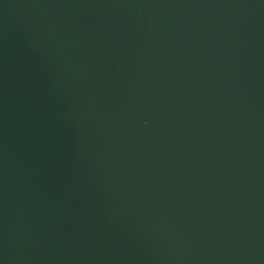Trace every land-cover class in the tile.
<instances>
[{"label":"water","instance_id":"water-1","mask_svg":"<svg viewBox=\"0 0 264 264\" xmlns=\"http://www.w3.org/2000/svg\"><path fill=\"white\" fill-rule=\"evenodd\" d=\"M0 264H264V0H0Z\"/></svg>","mask_w":264,"mask_h":264}]
</instances>
